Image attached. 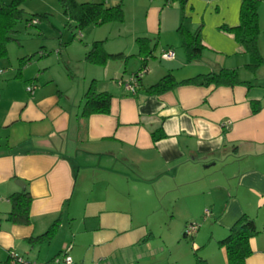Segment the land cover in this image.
<instances>
[{
    "label": "crops",
    "instance_id": "crops-1",
    "mask_svg": "<svg viewBox=\"0 0 264 264\" xmlns=\"http://www.w3.org/2000/svg\"><path fill=\"white\" fill-rule=\"evenodd\" d=\"M241 2L123 0L122 25L128 24L129 39L111 27L107 38L95 40L105 41L106 52L122 54L121 59L97 66L84 60L88 45L78 51L79 58L66 51L65 64L81 67L77 94L61 87L59 72L50 73V55L43 47L37 59L0 83L3 219L10 210L7 198L21 190L16 181L31 196L28 225L1 223L0 264L9 262L10 252L36 264L52 262L68 247L70 256L68 236L82 264H109L105 259L195 264V256L206 264H227L218 242L242 216L258 231L249 240L245 264H264V65L251 71L255 60L223 30L239 25ZM180 26L198 34L203 47L198 60L187 61ZM140 37L156 42L145 59L138 55ZM168 50L174 59L162 60ZM260 56L264 59V53ZM140 69L135 93L126 92L121 82ZM222 69L235 70L245 84L146 92L166 74L182 81ZM93 80L98 92L111 95L110 112L82 119V96ZM157 132L164 137L154 141ZM58 218L59 229L49 243L28 244ZM189 223L199 229L189 242L182 241Z\"/></svg>",
    "mask_w": 264,
    "mask_h": 264
},
{
    "label": "trees",
    "instance_id": "trees-1",
    "mask_svg": "<svg viewBox=\"0 0 264 264\" xmlns=\"http://www.w3.org/2000/svg\"><path fill=\"white\" fill-rule=\"evenodd\" d=\"M185 1L180 0V3L183 4ZM21 2L22 0H11L9 3H4L0 0V61L7 58V44L10 41H15L13 36L17 33L15 26L18 22L24 21L29 26L32 21L46 20V15L43 14H31L26 17L27 14L20 7ZM60 3L68 22H72L78 31L84 30L89 26L98 27L110 23H122L124 20L122 0H118L116 5L109 7L104 2L77 3L75 0H60ZM260 3V0H242L239 12V25L234 28L223 29L225 32L232 34L235 41L255 60L256 63L248 67L253 72L259 66L264 65V59L261 58L258 51V9ZM68 26L70 25L68 24ZM178 32L180 34L181 47L185 52L187 61L198 60L203 50L198 39V34H189L181 26ZM136 44L138 55L144 59L149 57L156 48L155 39L140 37L136 39ZM104 45L105 41L93 42L85 54L84 60L91 65L104 66L109 60H119L123 57L122 54H108ZM30 60L31 57L20 59L21 68L23 64H26ZM142 69L145 70L144 63H142ZM241 84L245 83L239 80L235 70L222 69L217 73L197 75L182 81H176L173 75L166 74L155 84L147 88L146 92L151 95H161L181 85L233 87ZM110 105L111 95L106 92H98L96 81L93 80L82 96L79 118L87 119L95 114L107 115L110 112ZM163 137L164 135L158 132L152 135L154 141ZM7 201L9 202L10 210L6 213L4 219L0 213V226L3 220L13 225H28L30 223L31 196L27 188L10 195ZM59 226L60 218L55 220L43 235L28 239V244L36 246L49 243L56 235ZM257 234L258 231L252 220L246 216L239 218L229 229L227 236L218 242V246L226 250L227 264H245L246 259L251 255L249 240ZM195 264L206 263L201 258L195 256Z\"/></svg>",
    "mask_w": 264,
    "mask_h": 264
},
{
    "label": "rangeland",
    "instance_id": "rangeland-1",
    "mask_svg": "<svg viewBox=\"0 0 264 264\" xmlns=\"http://www.w3.org/2000/svg\"><path fill=\"white\" fill-rule=\"evenodd\" d=\"M4 3H9L11 0H2ZM76 1V0H75ZM88 2V3H96V2H104L106 6H114L117 4L118 0H79L80 2ZM128 1L126 0L127 4ZM148 1V0H145ZM260 5L258 9L259 15V36H258V51L259 54L264 53V0H260ZM78 3V2H77ZM21 9L29 15L35 14H43L46 15V20L38 21V25L28 26L24 21L18 22L15 26V30L17 33L13 36L15 41H10L7 46V58L0 61V83L2 81H8L12 79V76L21 70L20 60L18 58L21 54H26V57H31V59L38 58V52L43 47L46 50L47 54L50 56L47 57L48 62L50 64V73L59 72L61 75L58 78L59 83L62 86L67 85L69 88V94L74 95L79 86H81V78H80V68L79 64H72L69 66L67 63L65 64L66 59V51L67 54L71 53V56H81L79 50L81 51L84 46L88 45V50L90 45L97 40L96 38L104 39L107 38L108 32L113 31L116 32L118 29L122 30V34L124 35L123 39L128 40L127 32L130 34V29L128 24L126 23L124 26L122 23H114L111 25H106L101 28L100 26L94 27L89 26L84 30L78 31L75 29L74 24L68 22L67 17L63 13V9L60 3V0H22ZM123 7V0H122ZM68 24L70 26H68ZM41 25V26H40ZM27 26V27H26ZM40 26V27H39ZM111 27H113L111 29ZM129 29V30H128ZM42 34V35H41ZM85 35L84 39L80 38V35ZM42 36V37H41ZM67 38L69 39L68 41ZM113 37L110 35L109 40H112ZM122 41V40H121ZM260 47V49H259ZM85 48V47H84ZM155 50V49H154ZM88 52V51H87ZM25 58V57H24ZM19 63V64H18ZM67 65V66H66ZM58 74V73H56ZM66 77L70 78V81L66 80ZM65 88V87H63ZM77 94V93H76ZM73 158V157H72ZM78 159V157H76ZM74 164H79V160L73 159ZM64 229L69 231L66 226ZM61 233V230H60ZM68 243H72L73 249L70 253L72 261L76 264H82L81 261L77 260L76 251H80L76 247V243L71 236L66 238ZM182 241H190V237L184 238L181 236ZM160 242H155L151 245H159ZM81 253V252H80ZM91 252L88 254V258L90 257ZM26 260V259H25ZM41 260V259H40ZM115 259H105L103 262H108L109 264L116 263ZM31 262V261H29ZM36 262V261H35ZM38 263V262H37ZM47 264H54L51 261ZM86 264H94V262H86ZM107 264V263H106Z\"/></svg>",
    "mask_w": 264,
    "mask_h": 264
},
{
    "label": "built area",
    "instance_id": "built-area-1",
    "mask_svg": "<svg viewBox=\"0 0 264 264\" xmlns=\"http://www.w3.org/2000/svg\"><path fill=\"white\" fill-rule=\"evenodd\" d=\"M36 24H37L36 21H32L29 25L31 26V25H36ZM160 58L162 60H167V61L173 60L174 53L170 50L164 51L160 55ZM143 72L144 71L142 70L136 75L131 76L130 79L127 80L126 82L124 83L121 82V85H123L126 92L131 93V94L135 93L136 88L138 86V81L142 77ZM32 89H33L32 86L27 87L26 88L27 93L32 94ZM204 215L208 216L209 212L206 210L204 212ZM198 229H199V225L197 223H189L185 227L184 235L186 237H192L197 232ZM69 251H70V247L63 250L62 253L52 261V263L54 264H73L72 258L69 256ZM9 264H36V263L26 261L22 257H20L18 254H16L15 252H10L9 253Z\"/></svg>",
    "mask_w": 264,
    "mask_h": 264
},
{
    "label": "water",
    "instance_id": "water-1",
    "mask_svg": "<svg viewBox=\"0 0 264 264\" xmlns=\"http://www.w3.org/2000/svg\"><path fill=\"white\" fill-rule=\"evenodd\" d=\"M15 184L19 187V188H21V189H23L24 188V185H23V183L22 182H20V181H16L15 182Z\"/></svg>",
    "mask_w": 264,
    "mask_h": 264
}]
</instances>
